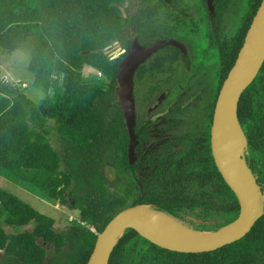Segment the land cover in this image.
I'll return each mask as SVG.
<instances>
[{"label":"trees","instance_id":"16d2710c","mask_svg":"<svg viewBox=\"0 0 264 264\" xmlns=\"http://www.w3.org/2000/svg\"><path fill=\"white\" fill-rule=\"evenodd\" d=\"M125 1L0 0L1 52L28 50V68L36 82L47 88L50 84L63 87L61 94L36 103L21 86L0 77V175L42 199H57L79 210L80 221L96 229L77 221L65 231H57L55 217L0 189V264H87L98 233L124 208L121 197L107 192L96 154L101 155L106 137L112 142L121 128L116 86L122 58H112L111 50H106L125 35L127 24H133L123 15ZM261 1L248 4V13L232 38L235 48L229 52L222 46V83ZM221 2L225 7L229 0ZM88 67L101 71L104 79L96 74L86 77ZM61 76L65 78L62 84ZM238 115L247 131L254 165L262 172L264 63L243 92ZM55 134L60 137L59 151L51 142ZM259 181L264 184L263 173ZM234 197L235 205L225 209L232 220L240 212ZM158 210L182 219L166 209ZM263 256L264 215L241 239L201 253L164 249L128 228L109 264H261Z\"/></svg>","mask_w":264,"mask_h":264},{"label":"flooded vegetation","instance_id":"af4514ba","mask_svg":"<svg viewBox=\"0 0 264 264\" xmlns=\"http://www.w3.org/2000/svg\"><path fill=\"white\" fill-rule=\"evenodd\" d=\"M237 1L229 0L224 7L221 0H137L133 10L125 11L133 24L126 25L125 35L110 48L111 53L117 50L116 57L121 61L135 40L143 47L160 41L177 44L159 47L136 69L132 150L133 141L121 108V128L116 138L110 142L107 136L106 147H102L101 155L96 154L109 188L118 182L117 190L108 193L125 201L123 209L150 204L206 229H218L224 226L222 222L233 221L225 209L235 205L236 195L224 187L213 154L212 132L223 84L222 46L231 52L235 48L232 38L237 33L226 40L221 36V26L230 8H237ZM250 2L253 0H247L245 14L240 12L243 19ZM245 135L246 160L255 172L258 169L247 131ZM109 164L113 170L106 169ZM261 171L258 183H262L259 178L262 173L264 176V164ZM261 187L264 189L263 183Z\"/></svg>","mask_w":264,"mask_h":264},{"label":"water","instance_id":"95a60500","mask_svg":"<svg viewBox=\"0 0 264 264\" xmlns=\"http://www.w3.org/2000/svg\"><path fill=\"white\" fill-rule=\"evenodd\" d=\"M124 17L126 12L122 8ZM118 42H114V45ZM177 44L160 41L148 47L137 40L121 61L117 73V97L124 112L134 146L136 102L134 75L139 64L159 47ZM108 47L106 53L110 52ZM112 58H116L113 56ZM264 63V0L253 17L238 57L224 80L215 110L212 148L221 175L240 205L238 217L218 228H198L150 204H136L117 213L98 233L87 264H109L111 253L128 228L162 248L201 253L213 251L244 237L264 215V189L246 160L248 141L238 108L243 92L254 81Z\"/></svg>","mask_w":264,"mask_h":264},{"label":"rangeland","instance_id":"374dc122","mask_svg":"<svg viewBox=\"0 0 264 264\" xmlns=\"http://www.w3.org/2000/svg\"><path fill=\"white\" fill-rule=\"evenodd\" d=\"M136 2L137 0H127L123 6V9L125 11L127 9L133 10L135 8ZM235 6L236 5H233L230 10L223 16L221 36L227 37L226 40L228 39V37L234 35L242 25L243 16H240V12H242L243 15L245 14L244 11L247 10V0H238L237 8H234ZM199 47L203 48L202 44H199ZM112 55L117 56V50L113 51ZM0 59V77L4 81H11L21 86L22 88L20 89H22L24 93H26L27 96L30 97L34 102L39 103L49 96L52 97L54 93H62V85L50 84L47 88L42 84H38L36 82L34 73L28 68L30 62V52L28 50H16L12 54H5L2 53L0 49ZM95 70L96 69L92 67H88L84 70V75L91 78L92 74L96 73ZM99 78L104 79V74H101ZM58 80L59 83L62 84L65 81V78L61 76ZM1 96L2 95L0 94V97ZM51 142L55 149H57L58 151L61 149L60 140L58 136L56 137V134L51 138ZM109 168L113 170L110 164L106 166L107 170ZM110 177L111 175L109 176V178ZM117 188L118 182H114L111 188H109V185L106 182L107 192L114 190L116 191ZM0 189L12 192L22 200L34 206L40 212L55 217V229L57 231H65L70 225L77 222V220H80L79 210L70 209L66 205L61 204V202L57 199H42L2 175H0ZM71 217H73L74 220L71 219ZM83 225L87 224L83 223ZM31 227L32 224L26 226L25 228L29 229ZM87 228L96 231L95 227L92 225H87ZM45 246L48 245L45 244ZM2 255L3 250L0 249V258Z\"/></svg>","mask_w":264,"mask_h":264},{"label":"built area","instance_id":"2783aa9c","mask_svg":"<svg viewBox=\"0 0 264 264\" xmlns=\"http://www.w3.org/2000/svg\"><path fill=\"white\" fill-rule=\"evenodd\" d=\"M95 72H96L95 74L97 75V77H99L102 74V72L101 71H98V70H95Z\"/></svg>","mask_w":264,"mask_h":264},{"label":"clouds","instance_id":"9594fccd","mask_svg":"<svg viewBox=\"0 0 264 264\" xmlns=\"http://www.w3.org/2000/svg\"><path fill=\"white\" fill-rule=\"evenodd\" d=\"M71 219H73V217H71ZM73 220H74V219H73ZM77 221H79L81 224L85 223V222H82V221H80V220H77Z\"/></svg>","mask_w":264,"mask_h":264}]
</instances>
